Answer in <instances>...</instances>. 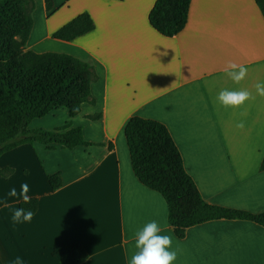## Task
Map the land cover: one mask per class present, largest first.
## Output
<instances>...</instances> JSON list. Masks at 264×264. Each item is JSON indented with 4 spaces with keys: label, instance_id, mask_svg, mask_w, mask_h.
<instances>
[{
    "label": "crops",
    "instance_id": "1",
    "mask_svg": "<svg viewBox=\"0 0 264 264\" xmlns=\"http://www.w3.org/2000/svg\"><path fill=\"white\" fill-rule=\"evenodd\" d=\"M156 0H35L27 49L71 54L94 64L95 104L70 116L64 107L34 119L31 128L71 123L92 145L73 149L23 144L0 156V264H63L60 246L80 242L89 253L79 264H130L140 251L135 233L156 221L172 239V264H264V226L246 219H215L179 238L168 206L136 177L124 134L135 115L164 123L186 171L212 204L264 212V14L256 0H192L185 27L172 37L149 21ZM82 12L95 28L71 41L53 33ZM166 53V54H164ZM248 69L235 84L227 62ZM223 89H247L254 99L239 108L217 100ZM100 114L98 119L89 116ZM243 121L244 128L236 127ZM59 174L53 190L48 175ZM38 198L30 222L13 223L21 184Z\"/></svg>",
    "mask_w": 264,
    "mask_h": 264
},
{
    "label": "trees",
    "instance_id": "2",
    "mask_svg": "<svg viewBox=\"0 0 264 264\" xmlns=\"http://www.w3.org/2000/svg\"><path fill=\"white\" fill-rule=\"evenodd\" d=\"M192 0H156L149 13L151 25L172 37L187 24ZM264 14V0H256ZM46 8L53 0H45ZM35 0H0V156L23 144L39 142L47 148L73 149L92 145L80 126L71 123L54 128H31V122L64 107L70 116L81 112L83 103L95 104L91 86L98 79L92 62L64 52H36L27 49L34 19ZM95 28L88 12H82L53 33L71 41ZM101 115H91L98 119ZM124 134L136 177L158 191L168 206V221L182 238L194 225L215 219H246L264 226V212L251 213L207 202L186 171L182 155L167 126L155 119L132 116ZM264 169V158L261 164ZM14 168H0L8 178ZM53 190L61 187L59 174L48 175ZM19 208L38 209V198L19 202ZM63 264H79L89 253L80 243L60 246Z\"/></svg>",
    "mask_w": 264,
    "mask_h": 264
},
{
    "label": "clouds",
    "instance_id": "3",
    "mask_svg": "<svg viewBox=\"0 0 264 264\" xmlns=\"http://www.w3.org/2000/svg\"><path fill=\"white\" fill-rule=\"evenodd\" d=\"M166 54V53H164ZM225 74L235 84H240L248 73L247 67L238 65L233 61L227 62L224 68ZM256 94L264 97V81L255 84ZM254 99L253 94L247 89L229 90L223 89L219 92L217 100L224 107L239 108L245 104L246 101ZM237 128L243 129L244 122L241 121L236 124ZM29 185L27 183L21 184V190L18 193L15 187L11 188L7 193L8 196L22 198L24 203H29L31 197L28 195ZM34 213L31 210L18 208L12 214L13 223L30 222ZM162 231L161 227L156 221L147 223L143 229L135 233L136 247L140 249L132 256L130 264H172L176 259V251H169L172 245V239L168 235H159ZM13 264H23L21 257H16Z\"/></svg>",
    "mask_w": 264,
    "mask_h": 264
}]
</instances>
